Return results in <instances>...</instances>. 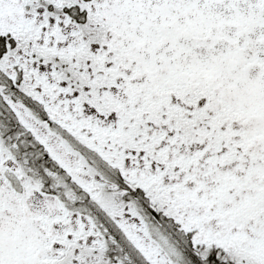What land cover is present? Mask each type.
<instances>
[{
	"label": "snow or ice",
	"instance_id": "obj_1",
	"mask_svg": "<svg viewBox=\"0 0 264 264\" xmlns=\"http://www.w3.org/2000/svg\"><path fill=\"white\" fill-rule=\"evenodd\" d=\"M0 264H264V0H0Z\"/></svg>",
	"mask_w": 264,
	"mask_h": 264
}]
</instances>
